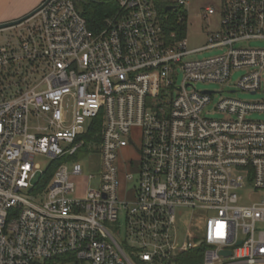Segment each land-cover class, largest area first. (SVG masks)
<instances>
[{
    "label": "built area",
    "instance_id": "1",
    "mask_svg": "<svg viewBox=\"0 0 264 264\" xmlns=\"http://www.w3.org/2000/svg\"><path fill=\"white\" fill-rule=\"evenodd\" d=\"M188 1L117 0L93 31L78 2L44 0L0 29V264H176L201 244L202 264H264V121L247 117L264 113V98L221 97L213 108L225 117L210 118L206 107L223 90L195 88L240 70L236 88L261 91L264 46L248 42L264 40V0H224L220 29L195 49L182 17L164 28ZM212 14L207 6L200 17ZM211 49L221 52L192 57ZM90 135L100 154L91 173L85 159L67 162ZM36 154L50 160L44 186V173L33 183ZM246 184L261 200L239 204Z\"/></svg>",
    "mask_w": 264,
    "mask_h": 264
},
{
    "label": "rangeland",
    "instance_id": "2",
    "mask_svg": "<svg viewBox=\"0 0 264 264\" xmlns=\"http://www.w3.org/2000/svg\"><path fill=\"white\" fill-rule=\"evenodd\" d=\"M224 0H189L188 3L184 4L182 7H179L176 11H174V15L176 18H183L182 25H183V37L187 41V48L188 49H195L202 47L208 43V36L212 33L217 32L220 29V16H221V10L223 6ZM83 2H78L79 7L81 8V4ZM212 7L214 9V14L210 15L209 17L203 19L200 17V13L204 10L205 7ZM5 34V33H4ZM3 34L0 33V37H2ZM249 46L252 47H262L264 46V40H250L248 42ZM221 52L220 49H211V50H203L192 57L196 58H205L209 56L217 55ZM11 71H15L14 67H10ZM12 72V80L10 81H16L18 82L22 78L27 77V72L22 71L19 74ZM48 72V71H47ZM243 74L242 71L236 70L233 71L232 75L229 77L228 81L225 82H196L195 88L197 90H213L216 92H219L223 90L221 95L213 94L212 96V103H210L207 107L205 112H207L206 116L210 118H223L225 117L224 114L220 113L219 111H216L213 108V105L217 103L221 97H232L235 99L240 100H260L264 98V74L262 76V89L261 91H258L255 94L248 93L244 90H240L236 88V82L238 81L239 77ZM38 79L42 78L41 76H35ZM176 82L180 83L182 80L181 74L176 77ZM24 84L21 85L23 87ZM43 88V87H42ZM230 90H234V92H230ZM15 91V88H12V91H9V94H12V92ZM174 94V92H173ZM64 110L66 111L69 118L71 117L73 113V99L68 96L65 98ZM250 119L254 120H261L264 121V113H250L248 116ZM36 124L43 125L42 122L38 123L35 119L31 118L29 125L33 126ZM31 132H33L32 129H30ZM84 141L89 144L85 149L79 150L74 156L68 157L67 162L70 161H80L81 159L87 160L86 170L91 172H96L99 170V164H100V154L97 148L93 147L92 145L95 144V138L91 136L90 142L88 143L87 136L82 137ZM130 149L127 147L121 151V158L125 159L128 157ZM34 164L38 167L36 169V175L33 179V183L41 179L42 173H44L50 166V160L43 155L36 154L34 157ZM239 175H244V172H238ZM246 178V177H245ZM79 184L78 188H82V183ZM128 184L134 185L132 182H128ZM237 194L239 198V204H250L252 202L261 200L262 198V192L259 190L254 189L251 185L246 184L245 186L237 189ZM186 214V213H184ZM203 212L202 211H195L194 217L196 220L199 218L200 220H203ZM182 225H186V222L182 221ZM107 226H109L112 230H114V227L107 223ZM118 240L120 241L119 236H117ZM136 264H143L142 262L138 261L136 258H133Z\"/></svg>",
    "mask_w": 264,
    "mask_h": 264
},
{
    "label": "trees",
    "instance_id": "3",
    "mask_svg": "<svg viewBox=\"0 0 264 264\" xmlns=\"http://www.w3.org/2000/svg\"><path fill=\"white\" fill-rule=\"evenodd\" d=\"M79 6V5H78ZM81 15L85 18L89 29L98 31L104 20L113 14L117 10V0H100L99 2H83L81 8L79 7ZM169 17L166 20L165 29L171 31L175 29L174 26V13L168 12ZM99 131V120H94L91 124L89 132L97 133ZM91 134V135H92ZM91 135L87 136V139H91ZM97 139V138H96ZM52 168H48L44 172L43 183L44 186L51 178ZM206 249L205 244H201L195 249H191L187 252L182 253L176 258V264H202L203 253ZM63 262L62 257H54L51 259L44 260L41 264H61Z\"/></svg>",
    "mask_w": 264,
    "mask_h": 264
},
{
    "label": "crops",
    "instance_id": "4",
    "mask_svg": "<svg viewBox=\"0 0 264 264\" xmlns=\"http://www.w3.org/2000/svg\"><path fill=\"white\" fill-rule=\"evenodd\" d=\"M44 0H0V23L20 19L27 15Z\"/></svg>",
    "mask_w": 264,
    "mask_h": 264
},
{
    "label": "water",
    "instance_id": "5",
    "mask_svg": "<svg viewBox=\"0 0 264 264\" xmlns=\"http://www.w3.org/2000/svg\"><path fill=\"white\" fill-rule=\"evenodd\" d=\"M74 1L77 3V2H88V1H90V2H99L100 0H74ZM39 8H40V6L37 7L36 9H34L33 11H31L30 13H28L27 15L23 16L20 19H16V20H13V21L0 23V29L7 28V27H10V26H13L15 24L20 23L24 19H26L29 16L33 15ZM169 9H171V6H168V7L165 8L166 11L169 10ZM205 92H210L211 93L212 91L211 90H206ZM200 243H201V241H200ZM220 254L227 256V255L230 254V251L229 250H221Z\"/></svg>",
    "mask_w": 264,
    "mask_h": 264
}]
</instances>
